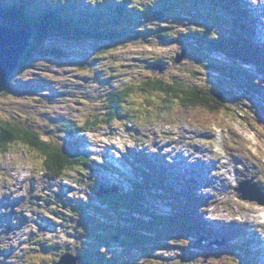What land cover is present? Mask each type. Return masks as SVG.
I'll use <instances>...</instances> for the list:
<instances>
[{"label":"rangeland","instance_id":"1","mask_svg":"<svg viewBox=\"0 0 264 264\" xmlns=\"http://www.w3.org/2000/svg\"><path fill=\"white\" fill-rule=\"evenodd\" d=\"M167 1L163 8L164 0L22 5L27 20L59 12L75 24L55 18L44 36L26 22L33 27L31 48L19 62L29 57L0 92V123L31 128L89 163L51 180L37 151L13 144L0 157V264L66 257L76 264H264V253L257 258L264 211L254 214L264 208L244 200H264V189L253 186L264 188V0H239L246 13L239 33L226 0ZM152 10L165 18L155 19ZM93 26L121 37L90 38ZM234 36L257 52L259 64L215 46V37ZM147 81L219 94L224 112L183 108L177 100L163 105L164 95L141 89ZM121 91L132 94L117 103L124 116L100 124L118 109L109 95ZM87 121L96 124L73 136L63 127L82 129ZM220 157L235 168L222 170ZM243 183L251 188L242 194ZM244 209L242 230L232 220ZM246 230L259 239L243 237Z\"/></svg>","mask_w":264,"mask_h":264},{"label":"trees","instance_id":"2","mask_svg":"<svg viewBox=\"0 0 264 264\" xmlns=\"http://www.w3.org/2000/svg\"><path fill=\"white\" fill-rule=\"evenodd\" d=\"M19 1V0H18ZM27 0H21L17 3L11 2L6 3L7 5L0 4V15L4 17L5 22L4 26H9L15 28L14 24L17 21L20 22H29L31 25L35 27L37 30L38 35L46 36L48 32H45L46 28L49 24L53 23L52 21L56 18L59 23H62L63 20H70L68 14H63L59 12H47L41 16V18H34L31 20H27L25 15L23 14L24 6ZM165 4L162 3V8L164 5H168L169 2L164 0ZM18 4V7H16ZM227 9H231L230 14L233 18L232 22V29L236 31L235 33L243 32L245 30V25L243 24V19L246 17V13H244L241 9H239V0H226ZM66 6V8L64 7ZM64 10L67 9V5L65 4ZM16 10V11H13ZM63 10V11H64ZM74 10V9H73ZM73 10H71L73 12ZM90 14L95 11L92 9H88ZM153 11V10H152ZM105 14L103 11H101ZM106 12H108L106 10ZM160 10L153 11L154 13H159ZM15 13V15H14ZM41 13V12H38ZM65 13V11H64ZM83 15H86L84 11H82ZM80 13L79 16L82 15ZM76 14V13H74ZM165 18V13H164ZM163 18V19H164ZM69 22V21H68ZM71 24L74 25L75 23L70 20ZM79 23L78 21H76ZM100 23V22H96ZM54 24V23H53ZM77 25V24H76ZM244 25V26H243ZM17 27V24H16ZM93 31L90 32L92 36L90 38H94L99 41H108L109 39H114L117 37H121V33L117 30L115 31H101L98 27L93 26ZM86 38V36H83ZM211 38V37H209ZM213 39V38H212ZM215 46L220 49L221 52L225 54L232 55V52L236 53V59H241L242 61H250L254 64H259V55L255 50H250V48L246 47V43H244L243 38L233 37L229 39L224 38H216ZM246 47V48H245ZM259 52V51H258ZM260 54V52H259ZM29 55V54H28ZM29 57V56H26ZM26 57L22 61V66L26 62ZM142 90H150L155 93H160L166 97L163 102V105H168L170 101L177 100L182 104L183 108H195V109H202L204 111H208L213 115H220L224 112V98L221 95L207 92L203 88H199L198 86H191L187 88H178L176 85H164L161 81H147L141 85ZM132 94L129 93L128 95L121 91V92H114L113 94L109 95V105L117 107L120 102H124L127 98ZM127 109V108H125ZM130 110V108L128 109ZM133 111V110H132ZM124 109L123 107L117 109V111L109 112L108 115L104 118V120L100 119L97 120L100 124H106V122L111 123L119 117L124 116ZM136 112V111H135ZM134 118V117H132ZM85 128L80 129L78 124L76 123H68L64 124L63 127L66 129L67 133L71 136L77 134L80 130H89L92 129V126L95 125V122L87 121ZM90 131V130H89ZM13 144H20L24 147L30 148L31 150L37 151L38 154L43 158L42 160V168L48 178L51 180H56L65 176L66 173L74 172L78 168L84 164H88V158H86L82 153L78 150L75 151L76 153H72L68 150H64L60 145L52 144L51 142H44L42 140L41 135L38 134L35 130L25 127L19 123L17 124H10L7 122L0 123V157L6 156L11 149V145ZM203 209L202 207L200 208ZM201 215V214H200ZM242 228V227H241ZM235 232V229H232ZM224 234V232H222Z\"/></svg>","mask_w":264,"mask_h":264},{"label":"water","instance_id":"3","mask_svg":"<svg viewBox=\"0 0 264 264\" xmlns=\"http://www.w3.org/2000/svg\"><path fill=\"white\" fill-rule=\"evenodd\" d=\"M154 18L159 20L162 16L156 13L154 14ZM15 24L21 25V28L16 30L0 26V92L6 89L10 75L19 68V60L26 49H28L31 38L29 35L33 30L31 26L24 22L18 21ZM257 197L261 198V196ZM244 200L257 201L260 205H264V200L262 198L257 199L255 196L245 195ZM68 260H70V263L67 262ZM76 260L73 257H66L56 264H76Z\"/></svg>","mask_w":264,"mask_h":264},{"label":"bare ground","instance_id":"4","mask_svg":"<svg viewBox=\"0 0 264 264\" xmlns=\"http://www.w3.org/2000/svg\"><path fill=\"white\" fill-rule=\"evenodd\" d=\"M159 15L160 16H162V18H164V12H162V13H159ZM161 18V19H162ZM1 26V25H0ZM18 26V25H17ZM29 26H31V25H29ZM1 27H8V26H1ZM32 27V26H31ZM32 29H33V27H32ZM31 42H32V39L30 38V42H29V45H28V48H29V46H30V44H31ZM30 48H31V46H30ZM22 60L19 62V68H20V66H22ZM3 86H4V84H3ZM231 108V107H230ZM173 147V146H172ZM221 157L218 159L219 161H218V166H220V168L223 170V168H235L234 167V165L231 163L230 165H229V163H230V161H229V159H222L223 161H221ZM236 171V173L237 174H239V175H242L243 174V172L242 171H238V170H235ZM223 173V175L226 177V180H228V181H230L231 182V184H232V181L228 178V176L226 175V173L225 172H222ZM258 176V175H257ZM259 177H260V174H259ZM261 178V177H260ZM159 183V182H158ZM186 184V183H185ZM199 184V183H198ZM197 185V184H196ZM246 186H248L247 188H246V191H249L250 190V186L249 185H246ZM254 186V188H258V189H260V190H262V189H264V188H259V186H256V185H253ZM194 189H196V187H194ZM255 202H257V201H255ZM258 203V202H257ZM258 205H260L259 203H258ZM260 206H262V205H260ZM203 209V211H205L204 210V207H205V205H203V206H201ZM250 208V207H249ZM260 208H264L263 206L262 207H260ZM246 209H244L241 213H237V214H234L233 215V217L235 216V218L232 220L233 221V223H237V224H239L241 227H242V230L243 229H247V224L246 223H248L247 221V219H248V214L247 213H244V211H245ZM262 211H264V209L263 210H260L259 212H254V214H256V216L257 217H260V214H261V212ZM203 215V213L201 214V216ZM219 215V214H218ZM250 217H252V215L250 216ZM223 218V217H222ZM221 218V219H222ZM216 219V218H215ZM219 221V220H218ZM262 226V225H261ZM241 230V231H242ZM235 233V232H234ZM242 235H243V237H245L246 239H250V241H253L252 240V238L254 239V241H256L257 239H259V238H255V237H252V238H249V236H248V232H247V230L243 233L242 232ZM239 237H241V235L239 234ZM247 240V241H248ZM263 241V240H262ZM259 252H258V254H257V258H258V256H260V254H263L264 253V250L263 249H259L258 250Z\"/></svg>","mask_w":264,"mask_h":264},{"label":"clouds","instance_id":"5","mask_svg":"<svg viewBox=\"0 0 264 264\" xmlns=\"http://www.w3.org/2000/svg\"><path fill=\"white\" fill-rule=\"evenodd\" d=\"M154 14H156V13H154ZM154 14H153V17H154ZM59 179V178H58ZM57 180V179H56Z\"/></svg>","mask_w":264,"mask_h":264}]
</instances>
